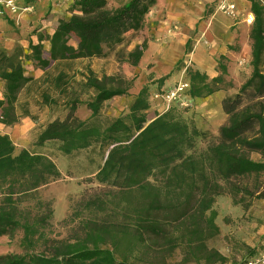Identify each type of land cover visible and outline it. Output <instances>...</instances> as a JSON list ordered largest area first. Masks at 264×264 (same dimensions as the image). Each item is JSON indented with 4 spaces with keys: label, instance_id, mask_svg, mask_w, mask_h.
Wrapping results in <instances>:
<instances>
[{
    "label": "trees",
    "instance_id": "16d2710c",
    "mask_svg": "<svg viewBox=\"0 0 264 264\" xmlns=\"http://www.w3.org/2000/svg\"><path fill=\"white\" fill-rule=\"evenodd\" d=\"M247 1L251 3L249 8L254 15L249 35L252 72L238 93L223 101L227 122L220 127L218 142L210 144L205 151H194L201 131L174 103L154 118L149 117L151 84L143 85L133 96L126 114L103 120L104 103L128 95L138 75L131 78L118 73L100 77L91 68L80 81L82 89L91 92L85 102L91 115L82 120L76 115L83 103L81 93L76 91L67 73L46 72L38 79L26 75L20 64L1 66L0 78L5 82V90L0 99V123L15 125L23 115H30L26 111L27 102L20 100L28 83L39 84L40 97L47 104L58 102L49 93L54 89L64 98L69 114L64 120L49 122L40 132L36 144L43 146L46 142L58 141L64 156L97 146L103 152V164L95 179L108 186H116V172L119 171L134 169L151 175L159 167L170 166L171 193L178 220L168 239L167 258L180 252V264H225L229 257L211 244L221 235L215 207L218 198L229 195L234 205L241 204L245 209L254 199H264V160L251 156L259 153L264 157V1ZM156 3L157 0H130L117 9L108 10V0H74L71 10L87 17L102 10L98 20L88 17V22L79 28L81 52L102 54V33L120 43L124 30L142 27ZM211 14L212 11L207 9L205 19ZM49 38V35L41 34L38 43L30 42V59L42 69L50 65V60L43 56V42ZM193 42L190 38L186 43L187 55L193 51ZM59 43L60 58H68L63 53L65 41L60 38ZM148 46V40L136 45L127 54L126 62L138 67ZM228 49L237 50L234 45H228ZM220 57L229 62L226 55ZM9 61L10 57L0 49V62ZM217 62L218 75L214 77L198 68L184 66L188 87L183 94L199 99L234 88V82L226 79L228 66L221 60ZM179 64L184 65L183 61ZM174 71L175 68L157 79L150 73L148 80L160 90ZM248 98L250 100L245 103ZM20 105L25 113H19ZM60 175V169L50 156L29 149L17 153L10 135L0 133V237L12 238L21 232L23 248V253H0V264H89L111 255L108 248L100 246L97 238L101 230L100 214L114 213L121 208L111 191L105 193L100 204L93 205L90 200H85L72 209L65 223L77 222L73 226L74 236L49 237L47 232L54 209L52 202L44 200L37 192ZM248 177L254 178L253 187L241 180ZM255 251L256 248L251 255Z\"/></svg>",
    "mask_w": 264,
    "mask_h": 264
},
{
    "label": "rangeland",
    "instance_id": "374dc122",
    "mask_svg": "<svg viewBox=\"0 0 264 264\" xmlns=\"http://www.w3.org/2000/svg\"><path fill=\"white\" fill-rule=\"evenodd\" d=\"M32 1L34 0H23L22 3L26 2L28 5ZM129 1L108 0L107 9H117ZM243 3V5L246 4L245 1ZM249 6L247 5L244 9L241 7L238 18L227 16L221 12L216 13L217 11L209 9L212 10V15L209 18L214 17L213 24L215 23V26L224 32L223 34L216 33L215 43L222 44L229 40L232 41L235 48L238 51L241 50V55L236 57L238 63L230 65L227 62L228 59H221L220 54L216 52L218 44L214 45L213 41L203 40L199 29L192 36L194 42L191 54L195 52L196 56H201L202 53H211L217 60H221L229 67L231 74L229 72L230 76L228 75L226 79L235 80L234 88L215 92L207 98L195 99L198 101L196 104L187 101L186 94H182L180 98L173 101L186 117L196 123L201 131V136L194 149L196 153L205 151L210 144L218 142L220 127L228 119V115L223 110V101L233 98L251 75L252 40L249 35L252 23H249L251 13ZM37 11L38 18H32L30 26L24 25L25 22L22 23L24 16L19 23L13 21V26L17 33H20L23 27L27 30L30 29L28 35H22L24 39L28 36L30 42H32V35L50 36L48 42L43 45V56L50 60L49 67L42 69L30 59L32 52L30 43L29 46H23L18 38L13 42V51L7 52L3 47H0L10 57L8 63L0 62V67L20 64L26 75L38 79L44 77L46 72L57 74L63 71L67 73L72 78L76 91L81 93L83 103L79 105L76 115L82 120L89 119L91 115V111L85 104L90 98L91 92L83 90L80 84L83 74L89 68L93 69L100 77L105 74L118 73H123L131 78L138 75L134 87L128 95L117 96L104 103L101 118L109 120L126 114L134 100L133 96L146 84H151L149 117L152 118L157 113L165 111L167 102L163 98L156 97V93H167L175 89L178 83L187 82L184 66L198 67L197 62L191 63L189 58L184 55L174 66L175 71L165 82L164 87L158 90L156 85L148 80V75L153 71L157 62L150 60L151 63H144L135 68L126 62V56L130 50L136 45L142 44L144 40H148V43L155 40L153 44L154 49L158 48L159 69L167 71V74L172 69L168 71L167 66L162 67L165 59L160 54L168 46L180 49V38L176 32L173 34L172 32L162 33L157 37L152 30V21L145 17L142 27L137 29L128 27L124 30L120 43L113 42L111 37L102 33L100 35V37L103 36L104 50L102 54L100 52L82 53L80 48L82 36L79 33V28L88 22V17L98 20L102 10L95 11L87 17L79 11L71 10V4L67 3L60 6L54 13L52 9L48 8H40ZM33 12H35V8L29 13ZM229 29L233 34L229 33ZM226 32L228 33L226 34ZM60 38H62V42L65 41L66 47L63 53L68 58H60ZM179 61H183L184 65L179 64ZM38 87L39 84L32 81L24 87L20 95V100L27 102L26 111L30 115H23L19 123L15 125L4 126L1 123L0 130H4L10 135L16 145L17 153L22 149L45 153L53 159L61 171L60 177L52 180L37 192L44 200L51 201L54 209L50 221L51 227L47 232L49 237L61 239L74 236L73 226L77 222L74 224L65 223V219L71 215L72 209L79 202L85 200H90L93 205L100 204L105 193L111 191L121 204V208L114 213L100 214L101 230L97 237L100 246L108 248L111 255L94 260L89 264H180V252H177L171 259L167 258L168 239L174 222L178 220L175 201L171 193V167H159L151 175L134 169L129 172H116L118 178L116 186L97 182L95 174L103 164V152L97 146L64 156L60 151V142L58 141H49L43 146L36 144L40 132L49 122L56 119L64 120L69 114L64 98H61L57 91L53 89L49 93L56 97L58 102L47 104L42 101L41 89ZM4 90L5 82L0 78V99L3 97ZM249 100L250 98L245 99L244 102L247 103ZM19 113H25L21 105ZM27 120L32 123V126L24 127L22 125ZM251 156L256 160H264V157L259 153H252ZM262 179L264 180V175ZM241 180L251 187L254 185L253 177L241 178ZM215 207L218 210L217 222L221 228V235L211 244L229 257V261L225 264H240L251 255L264 235V199H254L249 208L245 209L241 204L234 205L231 196L224 195L218 198ZM21 237V232H17L12 238L9 236L0 237V253H23V248L20 245Z\"/></svg>",
    "mask_w": 264,
    "mask_h": 264
},
{
    "label": "crops",
    "instance_id": "0c3cea01",
    "mask_svg": "<svg viewBox=\"0 0 264 264\" xmlns=\"http://www.w3.org/2000/svg\"><path fill=\"white\" fill-rule=\"evenodd\" d=\"M22 1L23 0H20L21 3ZM73 1L74 0H34L32 2H29L28 5L31 4L30 6L32 8H35V12L33 13L28 12L27 14H25L23 17L24 19L22 20V23L25 22L24 25L27 24L30 26V23L33 20L32 18H38L37 9L48 8V9H52V12L54 13L57 11V9L60 6H64L67 3L72 4ZM244 1L248 6L251 4L247 0H237L240 12H241V7L244 9L247 6L246 4L243 5ZM24 3L26 5V2H23V4ZM207 9H212L216 11L214 9V6L212 5V0H157V3L155 4V6L146 16L149 21H152V25H153L152 30L155 36L158 37L162 33L167 34V33L172 32L173 34L176 32V34L180 38V49L179 48L174 49L173 47L168 46L160 54L165 59V62H163L162 67L167 66L168 71L170 69L173 70L178 60L180 58H183L185 55L187 58H189L191 63L197 62V65H198L197 68H199V70H201L202 72H206L210 77H214L218 75V62L214 55H212L211 53L209 54L202 53L201 55L202 57H201V56H196V54H194L195 52L193 54H188V55L185 53L187 41L190 38H192L194 32H196L198 29L203 35V40H206L208 42L213 41L214 45L218 44V48L216 51L217 54L226 55L229 58L230 65L238 63L237 61L238 59L236 57L241 55V50L239 51L229 50L228 45H233L232 41L229 40L222 44L215 43L216 33L221 32L223 34L224 32L220 31L217 28V26H215V23L213 24L214 17L209 18L207 21H205V14H206ZM13 25H14V22L12 18L0 17V47H3V49L6 50L7 52L13 51V42L17 40V38L21 42V44H23V46L24 45L29 46V43H30L28 36L26 39L22 37L23 34L28 35V31L30 29L27 30L25 29V27H23V30H21L20 33H17L15 32ZM230 32L232 33V31L229 29V33ZM227 33L228 32H226V34ZM31 39L33 43L39 42L37 35H32ZM154 41L155 40H153V42L151 41V43L149 42L148 49L145 51L142 57V60L139 63V66H142V64L144 63L149 64L152 61H156L157 64H155V66L153 67V71L151 73H153L155 78L157 79V78H160L161 76L166 75L167 71L165 72L159 69L160 68L159 61L157 60L158 48L154 49V44H153ZM47 42L48 40H45L43 43L46 44ZM250 57H251V54H250ZM138 67H135V68H138ZM228 71L230 72L229 67H228ZM232 81L234 82L235 80L233 79ZM190 98L191 97L187 95V101L189 100L193 104L194 103L196 104L198 102V101H195V99H192V98L190 99ZM22 125L24 127H28V126L30 127L32 126V123L29 120H27L25 124H22ZM4 126L6 125L4 124ZM0 133L8 134L4 130H0Z\"/></svg>",
    "mask_w": 264,
    "mask_h": 264
},
{
    "label": "built area",
    "instance_id": "2783aa9c",
    "mask_svg": "<svg viewBox=\"0 0 264 264\" xmlns=\"http://www.w3.org/2000/svg\"><path fill=\"white\" fill-rule=\"evenodd\" d=\"M212 5L217 12H221L227 16L238 18L240 15L237 0H212ZM32 9L30 5H25L19 0H0V17L12 18L16 23H19L21 18L32 11ZM187 87V82H180L172 91L167 93H156L155 96L166 100L167 109L174 100L182 96ZM255 248L256 251L245 259L242 264H264V235Z\"/></svg>",
    "mask_w": 264,
    "mask_h": 264
},
{
    "label": "bare ground",
    "instance_id": "6f19581e",
    "mask_svg": "<svg viewBox=\"0 0 264 264\" xmlns=\"http://www.w3.org/2000/svg\"><path fill=\"white\" fill-rule=\"evenodd\" d=\"M253 20H254V15H253V13H250V15H249V23H252Z\"/></svg>",
    "mask_w": 264,
    "mask_h": 264
}]
</instances>
